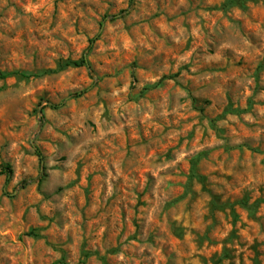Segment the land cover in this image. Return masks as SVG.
Listing matches in <instances>:
<instances>
[{
	"label": "rangeland",
	"instance_id": "rangeland-1",
	"mask_svg": "<svg viewBox=\"0 0 264 264\" xmlns=\"http://www.w3.org/2000/svg\"><path fill=\"white\" fill-rule=\"evenodd\" d=\"M226 1L0 0V74L54 71L0 80V264H264V0Z\"/></svg>",
	"mask_w": 264,
	"mask_h": 264
},
{
	"label": "trees",
	"instance_id": "trees-1",
	"mask_svg": "<svg viewBox=\"0 0 264 264\" xmlns=\"http://www.w3.org/2000/svg\"><path fill=\"white\" fill-rule=\"evenodd\" d=\"M250 1V0H227L224 4L223 7L224 8H230L232 6H244V3ZM115 18V17H114ZM67 67H74V68H79V67H85L86 69H90V66L87 62L86 56H82L79 60L76 61H67L62 63L59 66L58 70H61L63 68H67ZM50 72H54V71H46L45 73H50ZM45 73H35V74H28V73H22V72H15V73H10V74H0V80H3L5 78H7L8 76H17L20 79H25L28 80L30 78H36L41 76V74H45ZM75 96H79V95H75ZM53 108H57V106H52ZM11 173V168L9 165H6L5 167H2L0 169V174H4V175H9ZM241 206L247 210H250L251 208H253V206H256L258 204V201L256 203H254L253 205H248L246 202H242L240 203Z\"/></svg>",
	"mask_w": 264,
	"mask_h": 264
}]
</instances>
